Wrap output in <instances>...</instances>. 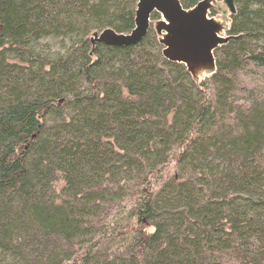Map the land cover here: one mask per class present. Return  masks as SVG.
Here are the masks:
<instances>
[{
  "label": "trees",
  "instance_id": "1",
  "mask_svg": "<svg viewBox=\"0 0 264 264\" xmlns=\"http://www.w3.org/2000/svg\"><path fill=\"white\" fill-rule=\"evenodd\" d=\"M136 2L0 0V264H264V0L198 86Z\"/></svg>",
  "mask_w": 264,
  "mask_h": 264
},
{
  "label": "water",
  "instance_id": "2",
  "mask_svg": "<svg viewBox=\"0 0 264 264\" xmlns=\"http://www.w3.org/2000/svg\"><path fill=\"white\" fill-rule=\"evenodd\" d=\"M154 13L157 19H151ZM234 13V0H200L191 8L182 7L179 0H137L134 26L128 33L106 28L91 32L88 40L91 48L96 43L134 45L151 26L162 46V56L182 64L198 86L201 77L215 70L214 51L234 38L228 33L229 18Z\"/></svg>",
  "mask_w": 264,
  "mask_h": 264
},
{
  "label": "rangeland",
  "instance_id": "3",
  "mask_svg": "<svg viewBox=\"0 0 264 264\" xmlns=\"http://www.w3.org/2000/svg\"><path fill=\"white\" fill-rule=\"evenodd\" d=\"M208 76H203V77H201L200 79H199V81H202V80H204V79H206Z\"/></svg>",
  "mask_w": 264,
  "mask_h": 264
}]
</instances>
